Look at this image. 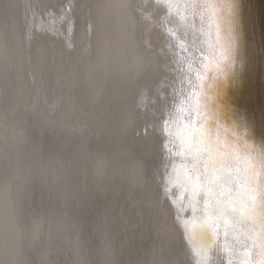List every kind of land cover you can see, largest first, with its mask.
I'll list each match as a JSON object with an SVG mask.
<instances>
[{
  "label": "bare ground",
  "instance_id": "obj_1",
  "mask_svg": "<svg viewBox=\"0 0 264 264\" xmlns=\"http://www.w3.org/2000/svg\"><path fill=\"white\" fill-rule=\"evenodd\" d=\"M242 2L0 0L4 264H201L176 219L181 199L191 218L178 133L208 124L264 152L228 97L262 53ZM217 241L210 264L251 251L222 226Z\"/></svg>",
  "mask_w": 264,
  "mask_h": 264
},
{
  "label": "snow or ice",
  "instance_id": "obj_2",
  "mask_svg": "<svg viewBox=\"0 0 264 264\" xmlns=\"http://www.w3.org/2000/svg\"><path fill=\"white\" fill-rule=\"evenodd\" d=\"M216 131L207 124L206 128L178 133L184 163L175 175L178 186L188 193L191 218H185L187 209L181 199L176 202V219L188 234L192 252L202 258L201 264H210L211 256L219 250L220 226L226 239L251 241V251L240 264H257L253 251L258 264H264V174H258V169L264 170V152L256 153L236 135L229 134L224 142L214 139ZM238 148L244 156L237 155ZM253 154L257 159L250 164L248 158ZM225 247L234 254L232 245Z\"/></svg>",
  "mask_w": 264,
  "mask_h": 264
},
{
  "label": "water",
  "instance_id": "obj_3",
  "mask_svg": "<svg viewBox=\"0 0 264 264\" xmlns=\"http://www.w3.org/2000/svg\"><path fill=\"white\" fill-rule=\"evenodd\" d=\"M242 3L241 22L245 25L241 31L250 42L260 43L262 53L257 57L255 71L250 74L247 86L231 87L228 97L234 100L231 104L236 108L234 113L248 112L256 121L257 140L264 142V0H243ZM249 88H252L251 93H248Z\"/></svg>",
  "mask_w": 264,
  "mask_h": 264
},
{
  "label": "clouds",
  "instance_id": "obj_4",
  "mask_svg": "<svg viewBox=\"0 0 264 264\" xmlns=\"http://www.w3.org/2000/svg\"><path fill=\"white\" fill-rule=\"evenodd\" d=\"M146 147V146H142ZM165 225V218L163 216V210L160 209V215L155 219L154 226L157 228H162ZM0 264H4L3 260H0Z\"/></svg>",
  "mask_w": 264,
  "mask_h": 264
}]
</instances>
